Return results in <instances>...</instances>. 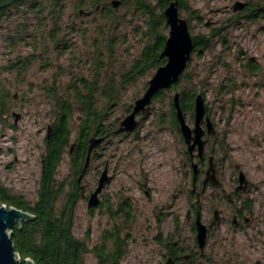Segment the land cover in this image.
Segmentation results:
<instances>
[{"label": "rangeland", "instance_id": "374dc122", "mask_svg": "<svg viewBox=\"0 0 264 264\" xmlns=\"http://www.w3.org/2000/svg\"><path fill=\"white\" fill-rule=\"evenodd\" d=\"M237 1L246 2L245 7L234 10ZM150 2L154 5L158 0ZM262 2L264 0H186L183 7L179 6L180 14L188 19L193 35L209 34L213 29L223 26L220 36L212 41L209 48L193 51L185 77L153 99L148 115L142 118V125L134 135L135 138L120 144V138L113 136L106 155L113 163V170L116 163L132 160L143 151L147 153L149 150L154 154L155 161L177 160L181 146L178 143L177 128L169 121L170 101L175 92L197 87L204 95L207 112L230 121L229 135L234 160L246 164L245 168L251 176L264 177V19L253 20L245 12L248 3ZM74 3L75 0H67L64 14L58 22L50 18L47 23L48 29L60 27L69 33L68 51L60 55L50 44L47 59V55L40 51L42 43H39L36 61L23 74L4 69V65L19 55L33 52V41H24L13 48L8 44L6 36L7 30L14 28L15 23L6 19L0 21V81H5L15 94L13 111L21 113L17 121L11 114L7 116L5 124L0 123V180L12 193L31 203L38 198L45 138L48 126L55 118L53 102L47 89L55 85L63 90L74 77H92L95 71L91 61L100 56L99 50H102L103 65L99 71L101 87L110 78L119 84L118 99L116 105L110 107L108 119L116 122L144 94L156 70L151 69L139 75L124 84L125 88L120 84L125 72L140 56L148 40L145 34L148 17L134 11L131 4L123 5L112 25L109 19L96 10L90 15H79L74 9ZM86 9L90 10L91 7ZM37 28V22L33 19L29 32L33 31L40 38L41 32H37ZM110 37L115 39L113 51L107 48ZM248 61L258 65L256 72L244 66ZM100 91L102 89L98 93ZM100 93L97 96L102 99ZM104 99L103 97V101ZM160 118L167 121L161 122ZM79 120V113L75 112L71 142L76 138ZM187 120L193 125L189 114ZM149 133L154 138L147 139ZM137 135L140 136L142 147L138 152H131L138 139ZM70 148V145L66 148L56 176L58 181L65 183L66 192L70 190L75 178ZM115 184L116 179L110 190H113ZM87 221L86 205L80 200L76 207L74 226L78 237H88ZM96 225L97 223L93 226L91 238L88 240L90 245L96 244L101 235V227ZM261 238L264 239L262 236ZM239 240L241 247L237 250L241 255L237 264H264V247L260 242H252L249 237ZM152 248L148 247L150 250ZM148 249L144 252L149 253ZM224 261L228 264L227 258ZM137 262L138 259H133L128 264ZM85 264H99L92 251L86 254Z\"/></svg>", "mask_w": 264, "mask_h": 264}, {"label": "flooded vegetation", "instance_id": "af4514ba", "mask_svg": "<svg viewBox=\"0 0 264 264\" xmlns=\"http://www.w3.org/2000/svg\"><path fill=\"white\" fill-rule=\"evenodd\" d=\"M132 108L133 105L123 117ZM147 115L148 112L137 116L140 123L134 131L119 130L122 118L116 122L112 135L106 130L94 135L103 140L91 151L85 171L83 167L70 185L78 192L76 207L80 200L86 205L88 240L93 226L97 223L101 227L99 241L91 247L113 243L108 234L114 233L120 247L118 264H128L133 259H138L137 264H225V258L228 264H237L241 255L237 250L241 247L239 239L249 237L264 247V177L251 176L246 164L234 160L231 125L226 118L207 112L214 131L209 133L205 118L201 123V154L198 147L193 153L188 150L179 125L181 149L175 155L177 160L155 161L149 150L116 163L113 170V163L106 156L113 136L120 138V144L135 138ZM190 120L194 126L195 116L190 115ZM137 138L131 152L142 147L140 136ZM72 144L71 156L76 152V138ZM89 145L90 141L86 159ZM121 151L124 156V149ZM105 170L109 181L95 194ZM115 179V187L110 190ZM200 228L205 231L203 247ZM150 246L152 250L148 249ZM145 249L150 252L145 253Z\"/></svg>", "mask_w": 264, "mask_h": 264}, {"label": "trees", "instance_id": "16d2710c", "mask_svg": "<svg viewBox=\"0 0 264 264\" xmlns=\"http://www.w3.org/2000/svg\"><path fill=\"white\" fill-rule=\"evenodd\" d=\"M66 1L0 0V21L6 19L15 23L14 28L7 30L8 44L16 48L18 44L24 41L26 43L33 41L34 46L33 52L9 60L4 65V69L15 71L18 74L26 72L36 61L38 56L36 50H38L41 43L40 51L47 55L45 57L47 59L49 58L48 51L51 45L59 51L60 55L68 51L70 48L69 33L60 27L47 28L50 18L58 22L64 14ZM112 1L75 0L74 9L79 15L86 14L80 12L82 9L85 12H90V14L94 10L99 11L103 17L111 21L112 25H114L113 19L116 20L118 10L123 5L131 4L134 11L148 17L146 20L147 30L145 31L148 40L144 44L140 56L125 72V76L120 83L123 85L122 88H125L124 84L127 82H131L139 75L151 69H157L165 63L166 58L161 57V52L168 37L169 26L166 22L164 10L172 0H158L154 5L150 0H130L129 2L120 0L121 3L117 8L113 6ZM185 3L186 0H179V6L183 7ZM87 7H91V9L87 10ZM245 12L247 14H244L253 20L264 19V2L259 4L248 3ZM33 19L36 20L38 25L36 31L41 32L40 38L33 31L29 32V26ZM222 27L213 29L209 34L193 35L195 40L194 51L209 48L212 41L220 36ZM114 47L115 39L110 37L107 40V48L113 51ZM99 53L101 55L94 57L91 61L92 68L95 71L92 77L89 78L85 75L74 77L63 90H59L55 85H51L47 89L48 96L53 102L55 118L51 124L50 135H46L45 138V151L37 200L31 203L22 196L12 193L0 180V201L8 206L29 210L34 214L33 219L23 222L20 227H15L13 240L16 251L20 256L23 259L31 257L35 264H85V256L90 251L96 255L99 264H118L120 247L116 242L114 233L108 234V238L112 239L113 243H101L94 247L89 244L88 237L81 238L76 235L74 231V210L78 200V192L73 185L66 192L65 183L58 181L56 177L66 148L69 145L72 147V120L75 112L79 113L80 116V125L76 135V152L71 156L75 178L85 166L86 148L91 136L99 135L104 130L109 133L108 135H112L117 127V121L110 122L108 119L110 107L116 105L118 99L119 84L110 78L101 87L99 71L103 65L102 50H99ZM244 66L252 72L258 70V65L252 61H248ZM185 71L180 76L179 81L185 77ZM100 89H102V92H99L102 99L97 96ZM165 90L162 89L157 92L153 99L161 96ZM179 92L180 104L184 113L186 116L188 114L194 115L195 99L200 93L197 87ZM103 97L105 98L104 101ZM173 97L170 101L171 119L168 120L172 126L178 129L179 124L176 118ZM14 103L15 94L11 92V88L8 87L5 81H0V123L5 124L7 116L11 114L14 116ZM160 121L165 122L167 119L160 118ZM11 126L15 127L14 124H11Z\"/></svg>", "mask_w": 264, "mask_h": 264}, {"label": "water", "instance_id": "95a60500", "mask_svg": "<svg viewBox=\"0 0 264 264\" xmlns=\"http://www.w3.org/2000/svg\"><path fill=\"white\" fill-rule=\"evenodd\" d=\"M114 7H118L121 3L120 0L112 1ZM246 2L237 1L234 5V10L243 9ZM81 13L90 14L83 9ZM166 22L169 26V33L161 57H165L164 64L159 66L153 76L149 80L148 87L144 94L138 97L134 104L132 111L127 114L120 122L119 130L134 131L139 126V119L137 116L140 113H147L153 101L154 95L162 89H167L176 84L182 73L188 66L195 49L194 36L191 33L189 21L186 17L180 14L179 0H172L164 10ZM173 102L176 110V117L179 121L180 129L188 144V150L193 153L194 149L198 147L199 154L203 151L202 135L204 129L201 126L202 121L206 118L209 133L213 132V123L209 116H207V107L203 94L199 93L195 99L194 126H191L187 121V116L184 113L180 104V92L174 94ZM15 121H17L21 113L13 112ZM52 126H48L47 135H50ZM102 137L94 136L90 139L88 156L83 169L85 171L88 161L90 160V153L101 141ZM74 146V144H72ZM109 181V176L105 170L100 178V184L97 194ZM34 218V214L16 206H8L0 201V264H35L31 257L22 258L16 251L15 243L13 240L14 229L16 226H21L23 222ZM205 231L199 229V240L201 247L204 245Z\"/></svg>", "mask_w": 264, "mask_h": 264}]
</instances>
